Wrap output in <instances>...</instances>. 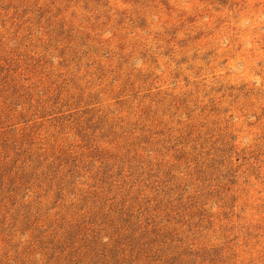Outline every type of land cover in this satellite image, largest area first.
I'll return each instance as SVG.
<instances>
[{
	"label": "rangeland",
	"instance_id": "rangeland-1",
	"mask_svg": "<svg viewBox=\"0 0 264 264\" xmlns=\"http://www.w3.org/2000/svg\"><path fill=\"white\" fill-rule=\"evenodd\" d=\"M0 264H264V0H0Z\"/></svg>",
	"mask_w": 264,
	"mask_h": 264
}]
</instances>
